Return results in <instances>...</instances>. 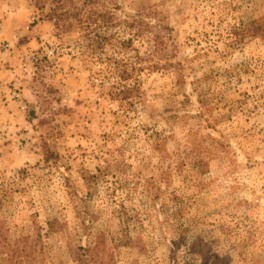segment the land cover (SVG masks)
Returning a JSON list of instances; mask_svg holds the SVG:
<instances>
[{
    "label": "rangeland",
    "instance_id": "1",
    "mask_svg": "<svg viewBox=\"0 0 264 264\" xmlns=\"http://www.w3.org/2000/svg\"><path fill=\"white\" fill-rule=\"evenodd\" d=\"M0 264H264V0H0Z\"/></svg>",
    "mask_w": 264,
    "mask_h": 264
}]
</instances>
